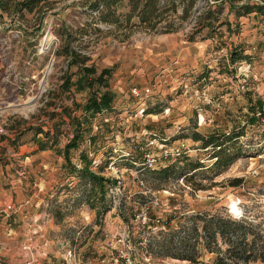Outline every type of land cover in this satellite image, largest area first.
I'll use <instances>...</instances> for the list:
<instances>
[{
  "label": "rangeland",
  "instance_id": "374dc122",
  "mask_svg": "<svg viewBox=\"0 0 264 264\" xmlns=\"http://www.w3.org/2000/svg\"><path fill=\"white\" fill-rule=\"evenodd\" d=\"M16 1L0 7V201L8 199L0 202V219L8 232L46 223L37 242L47 243L39 255L45 264H218L217 252L204 246L203 221L187 218L204 214L251 221L254 227L246 223L231 237L248 229L255 247L264 246V10L242 8L264 6V0H197L188 20L170 33L150 31L136 17L126 27L105 24L90 0H48L24 14ZM129 10L126 5L118 13ZM178 10L181 15L182 6ZM208 10L219 19L200 31L199 17ZM67 50L77 52V63ZM233 52L240 57L233 60ZM81 64L111 74L101 84ZM134 86L152 93L137 98ZM106 90L112 108L89 117L77 109L75 103ZM75 118L81 140L67 157ZM233 131L243 135L235 145L227 142L228 153L239 158L209 169L213 150L194 135ZM82 155L92 171L110 179L103 199L81 173ZM186 158L209 165L193 184L153 173L178 160L186 166ZM198 183L205 189H193ZM156 231L158 241L174 242L150 246ZM184 238L194 244L195 261L164 255L183 252ZM0 241L7 244H0L2 260L20 264L17 240L0 235ZM214 244L227 247L222 240Z\"/></svg>",
  "mask_w": 264,
  "mask_h": 264
},
{
  "label": "trees",
  "instance_id": "16d2710c",
  "mask_svg": "<svg viewBox=\"0 0 264 264\" xmlns=\"http://www.w3.org/2000/svg\"><path fill=\"white\" fill-rule=\"evenodd\" d=\"M10 0H0V7L3 10L8 9V2ZM197 0H90L88 2V6L96 11L99 16L97 20L109 25L116 26L120 28L122 26H128L133 17H136L140 23L150 31H163L165 33H170L176 30V25L179 20H188L190 11L194 8ZM48 3V0H20L14 3L16 11L18 13L24 14L27 12H33L38 6ZM129 6L130 10L126 14H119L118 11L124 7ZM182 6V14L178 15V8ZM244 8V13H250L253 10L263 11L264 6L257 4L256 6H251L246 4L242 6ZM219 17L213 10H208L203 13L201 17H199V23L201 24L200 31L204 26L214 27V23L218 20ZM68 55H71L74 59L72 63L78 62V54L73 50H67ZM240 57L238 52H233L232 59L235 60ZM83 63V62H82ZM84 64V63H83ZM82 65V64H81ZM85 74L89 75H97L95 76V81H101L100 83H105L106 75L111 74L110 69H103L99 74L97 69L94 66H85L82 65L81 68ZM105 85V84H104ZM70 88V81L67 80L65 82L64 89ZM113 97L110 91H103L101 94L99 91H95L87 100L85 104L75 103L77 109L82 108L85 113V117H89L91 115H95L98 113H102L104 110H108L112 108ZM261 113L264 114L263 110L260 109ZM65 112L71 116L70 108H66ZM75 124V135L73 138L65 145L63 153L69 157V154L72 149L78 148L81 140L80 135V126L81 121L78 118L74 119ZM40 132H44L47 136L50 133L40 130ZM241 132L233 131L232 134H215L209 137L202 136L200 133L194 135V139L197 141L203 142V148H212L213 153L210 158L215 160L212 162V165H204L202 162L194 161L189 158H186V166H180V160L174 161L168 166H165L159 170H153V173L157 175L162 180H168L172 177H181L185 180L186 183H192L194 175L200 168H204L209 166V169H221L226 168L230 164H232L235 160L239 158V153H233L230 155L228 153L227 142L233 140V144L235 145L239 138L242 136ZM43 145V146H42ZM40 149H47V147L42 144ZM82 161L85 162L83 168H81V173L89 177V179L95 185L94 191L100 192V196L103 199L107 193V182L110 179L105 178L102 175L97 174L92 171L90 168V164L92 163L88 158L82 155ZM186 169L187 171H184ZM191 173V174H190ZM97 186V187H96ZM97 188V189H96ZM195 190L205 189V185L198 183L195 184ZM145 202V201H144ZM209 215H198L195 217L192 215L187 218H199L203 221V230L206 234V241L204 242L205 248L209 252H217V257L215 260L218 264H233L239 263L240 260L244 262L261 259L264 260V246L260 248L255 247L256 236L254 233L249 232V230H243L241 232H236L237 238L233 239V229H241L245 227L246 223L250 226H255L251 221L247 219L233 220L232 218H225L220 215H213L208 217ZM125 221H128V218L123 216ZM183 228V227H182ZM192 231L197 230V226H192ZM237 230V231H238ZM235 231V230H234ZM146 230V226H144L143 233L148 234ZM251 233V234H250ZM158 231L151 232L150 237L152 238L150 241V246L152 243L157 244L158 246H163L166 244H172L174 242L173 238L167 239L163 237L162 240H157ZM250 235H253L250 238ZM154 240V241H152ZM219 240H222L227 246L225 250H221V248H213L211 243H215L214 245H218ZM179 245L183 248V252L180 253H170L166 252L164 255H171L172 257L179 258L182 260H191L193 261L191 254L189 251L192 244L190 238H184L180 240ZM195 261V260H194Z\"/></svg>",
  "mask_w": 264,
  "mask_h": 264
},
{
  "label": "built area",
  "instance_id": "2783aa9c",
  "mask_svg": "<svg viewBox=\"0 0 264 264\" xmlns=\"http://www.w3.org/2000/svg\"><path fill=\"white\" fill-rule=\"evenodd\" d=\"M132 95H134L137 98H142L143 96H149L152 93L151 87L141 88L138 86H134L131 89ZM144 109L142 110V112ZM148 160L153 163L157 161V158L154 156L147 154ZM9 209H12L11 205H8ZM38 232H31V234L28 235L26 242L22 246L23 252H25L24 259L20 262V264H45L43 261L40 260V253L45 254L47 249V243L43 242L42 240L41 244H37L36 242V236ZM41 236L42 233H39ZM69 258H72L73 255L69 254ZM0 264H12V263H6L2 258L0 257Z\"/></svg>",
  "mask_w": 264,
  "mask_h": 264
},
{
  "label": "crops",
  "instance_id": "0c3cea01",
  "mask_svg": "<svg viewBox=\"0 0 264 264\" xmlns=\"http://www.w3.org/2000/svg\"><path fill=\"white\" fill-rule=\"evenodd\" d=\"M46 151V149H44L43 150V152H45ZM27 158H29V157H27ZM59 159H60V157H59ZM56 175H58V173H56L55 175H53V178H56ZM7 198H5L3 201H0L1 203H3V204H6V202H7ZM5 219H0V227H2V231L0 230V235H2L3 236V238H5V235L6 236H11V239H13V240H17L16 242H17V244L19 245V248H18V250H19V252H18V254H19V256L21 257V259L22 258H24L25 257V252H23V250H22V246H23V244L26 242V240H27V237H28V235L29 234H31V232H38V233H42V229L44 230V229H47V226H46V223L45 224H37V223H33L32 225L30 224H28V226H25V227H23V228H21V229H10L9 230V232H8V227H5L3 224H5ZM37 227L39 228L40 227V231H37L36 229H37ZM37 238H36V242H38V240L40 241V239H41V236H36ZM0 244L2 245L1 247L3 248V247H5L7 244L6 243H4V242H2V241H0ZM24 256V257H23Z\"/></svg>",
  "mask_w": 264,
  "mask_h": 264
}]
</instances>
